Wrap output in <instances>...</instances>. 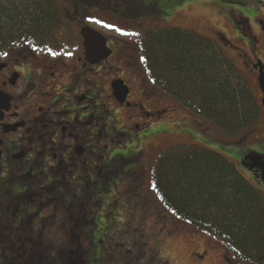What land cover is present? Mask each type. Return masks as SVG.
<instances>
[{
	"label": "flooded vegetation",
	"instance_id": "af4514ba",
	"mask_svg": "<svg viewBox=\"0 0 264 264\" xmlns=\"http://www.w3.org/2000/svg\"><path fill=\"white\" fill-rule=\"evenodd\" d=\"M236 18L262 43L264 34L254 37L250 22ZM83 30L54 29L47 42L0 49V238L17 258L42 256L33 264L64 258L48 242L85 241L90 213L122 180L130 179L128 191L144 190L153 137L170 130L177 109L147 69L145 29ZM248 62L259 72L260 60Z\"/></svg>",
	"mask_w": 264,
	"mask_h": 264
},
{
	"label": "trees",
	"instance_id": "16d2710c",
	"mask_svg": "<svg viewBox=\"0 0 264 264\" xmlns=\"http://www.w3.org/2000/svg\"><path fill=\"white\" fill-rule=\"evenodd\" d=\"M70 25L60 0H0V49L47 42L54 29ZM141 45L157 86L225 137L236 138L258 124L262 105L216 40L180 27L148 28ZM249 154L264 162L262 155ZM153 180L174 215L220 240L233 264H264V195L222 154L193 144L170 146L157 158ZM0 242L10 249L4 237ZM68 244L72 250L64 254V264H88L82 234ZM35 256H9L5 262L42 259Z\"/></svg>",
	"mask_w": 264,
	"mask_h": 264
},
{
	"label": "rangeland",
	"instance_id": "374dc122",
	"mask_svg": "<svg viewBox=\"0 0 264 264\" xmlns=\"http://www.w3.org/2000/svg\"><path fill=\"white\" fill-rule=\"evenodd\" d=\"M71 23L60 29H148L180 27L208 36L218 43L250 83L262 105L258 124L236 138L222 131L180 104L167 120L172 126L165 134L153 137L154 150L149 152L142 175L144 190L128 191L122 180L105 204H97L90 213L94 220L83 228L88 264H229L224 247L214 236L179 219L163 203L154 185V164L163 150L178 144H193L214 150L231 161L242 176L264 195V179L254 175L243 159L250 152L264 157V106L259 72L248 58L264 63L262 43L240 30L235 17L246 18L251 33L264 34V0H60ZM70 7L77 11L71 17ZM99 21V23H98ZM106 25H111L107 27ZM252 46H255L252 47ZM148 189V191H146ZM131 191V192H130ZM49 249L62 248L68 242H48ZM56 246V247H55ZM63 254V255H64ZM13 256L0 242V264ZM51 264H64L59 252L48 258ZM225 261H224V260Z\"/></svg>",
	"mask_w": 264,
	"mask_h": 264
},
{
	"label": "water",
	"instance_id": "95a60500",
	"mask_svg": "<svg viewBox=\"0 0 264 264\" xmlns=\"http://www.w3.org/2000/svg\"><path fill=\"white\" fill-rule=\"evenodd\" d=\"M83 30V34L85 36H87L88 34H94L96 36H99L101 34L97 33L95 30H92L93 28L89 27V26H84L82 27ZM91 37V36H90ZM88 38V37H87ZM93 37L90 38V40ZM105 40V38H104ZM86 45H87V50L89 51V44H88V40L86 41ZM257 68L259 69V84L263 93V98H262V104L264 106V64L262 62H260V64L257 66ZM243 164L249 168L250 170H253L255 167H259L262 170H264V162L256 159L253 155L248 154L244 159H243Z\"/></svg>",
	"mask_w": 264,
	"mask_h": 264
},
{
	"label": "snow or ice",
	"instance_id": "6c2138e0",
	"mask_svg": "<svg viewBox=\"0 0 264 264\" xmlns=\"http://www.w3.org/2000/svg\"><path fill=\"white\" fill-rule=\"evenodd\" d=\"M98 23H99V21H98ZM107 27H111V25H106ZM117 31H119V29H117Z\"/></svg>",
	"mask_w": 264,
	"mask_h": 264
}]
</instances>
